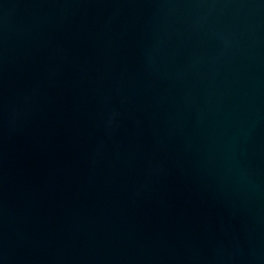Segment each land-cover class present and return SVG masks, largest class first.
I'll list each match as a JSON object with an SVG mask.
<instances>
[{"label": "water", "instance_id": "water-1", "mask_svg": "<svg viewBox=\"0 0 264 264\" xmlns=\"http://www.w3.org/2000/svg\"><path fill=\"white\" fill-rule=\"evenodd\" d=\"M0 264H264V0H0Z\"/></svg>", "mask_w": 264, "mask_h": 264}]
</instances>
